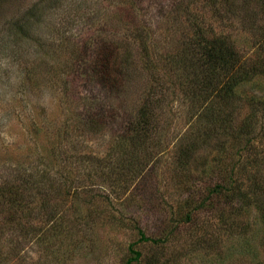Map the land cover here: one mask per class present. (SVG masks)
I'll return each instance as SVG.
<instances>
[{
	"label": "rangeland",
	"instance_id": "374dc122",
	"mask_svg": "<svg viewBox=\"0 0 264 264\" xmlns=\"http://www.w3.org/2000/svg\"><path fill=\"white\" fill-rule=\"evenodd\" d=\"M130 2L7 0L4 5L0 24L21 16L34 3L51 9L46 8L33 38L0 37V44L9 43L8 49L0 47V185L38 168L47 172L37 198H27L29 204L20 218L0 217V264H126L133 256L132 245L142 252L139 264H263V238L258 242L260 260L252 259L238 236L222 230L218 215L228 206L210 194L217 175L229 174L236 166L238 176L257 173L264 179L263 132L255 133L256 150L250 160L255 159L257 169L251 168L243 160L249 151L241 153L246 141L222 135L231 133L230 125L211 123L209 112L199 114L180 96L179 88L176 93L166 92L167 100L153 119L158 130L155 126L151 140L133 148L131 157L118 154L125 148L118 142L124 120L117 114L123 112L118 102L114 111L105 103L106 112L115 116L98 115L109 119L104 131L85 139L80 123L72 125L85 115L83 109L93 112V96L98 95L97 107L106 97L87 71L74 72L77 75L71 78L72 66L68 69L66 59L72 47L65 45L64 50L63 44L73 45L74 34L80 45V38H86L83 34L93 30L91 34H104ZM133 4L139 26L133 32L134 42L143 54L144 48L150 49V55L173 48L185 33L196 31L193 22L230 34L246 57L256 54L258 25L250 22L251 13L243 4L235 15L221 0H133ZM95 18L109 27L94 26ZM37 37L43 45H60L58 54L41 60ZM85 46L90 49L91 43ZM144 71L142 80L152 85L151 72L162 75L150 68ZM256 80L241 89V102L232 103L237 117L250 112L246 96L264 99V77ZM139 92L127 89L125 96L136 100ZM39 121L42 128L36 133ZM72 129L73 136L65 137ZM218 138L226 143L222 151ZM228 186L223 191H229ZM241 220L252 222L251 213L247 211ZM259 230L257 224L250 227L251 232ZM142 231L160 241L140 242Z\"/></svg>",
	"mask_w": 264,
	"mask_h": 264
},
{
	"label": "trees",
	"instance_id": "16d2710c",
	"mask_svg": "<svg viewBox=\"0 0 264 264\" xmlns=\"http://www.w3.org/2000/svg\"><path fill=\"white\" fill-rule=\"evenodd\" d=\"M221 1L224 2L226 7H229L228 10L234 15L242 4L244 8L248 7L251 13L250 22H253V25H258L259 29V34L254 35L258 36L255 56L246 57L230 34L228 35L224 31H215L214 29L207 28V30L206 27L197 22H193L196 31L190 34L185 33L184 35L187 36L184 38L183 35L184 40L179 39V44H174L173 48L164 49L162 52L160 51L153 55H150V49L144 48L143 54V49L141 52L139 46L134 42L133 32L139 26H137L131 8V6L134 7L133 0H131L130 6L126 7L125 5L121 11L123 12L121 16L117 14L120 17L118 18L119 21H115L116 24L108 31H105L104 34H91L95 30L89 34H83L86 38H80L82 45L78 43L79 40L74 34L75 42L73 45L71 42L63 44L64 50L65 45H71L72 47L71 55H69V59H66V61H69L67 62L69 63L68 69L71 64V75L74 72L84 73L87 71L89 78L100 86V93L105 95L106 99H101L103 101L102 105L97 107L98 95L93 96L95 98L91 102L94 107L93 112L91 109L89 112L83 109L82 112L85 115H79L80 120L77 122L72 121V125L80 123L81 133H84L85 139L89 134H98L106 128L107 122L105 120L109 121L104 115L98 116L107 113L105 103L109 104L110 109H112L115 106V102H118L119 108L123 112L117 114L124 116V120L121 122L122 125L119 128L121 133L118 136V142L121 143V147H125L120 149L118 154L120 157H131V154L134 153L133 148L140 143L144 144V142L151 140L152 135L158 130L157 124L155 125V130L153 119L156 109L157 111L159 108L162 109V102L165 103L167 100L166 92L169 90L172 93H176L174 90L179 88L182 92L180 96L191 102L192 108L196 110L198 108L197 112L199 114L201 112H209L211 123L219 122L224 126L230 125L231 133H221L222 135H231L237 142L246 141L245 149L241 153L249 152L243 155V160H248L247 162L252 166L251 168L257 169L253 165L255 159L251 161L250 157L256 150L255 141L258 136L255 133H264V99L256 100L246 96L245 101L250 106V112L244 117L236 116V109L232 108V103L241 102L243 97L240 94L241 89L255 81L257 77H264V0ZM6 2L7 0H0V15L4 11ZM46 8L51 9L43 3H34L21 16L8 19L10 21L7 20V25L4 23L0 24V37L4 34L8 39H11L13 35H16L19 40H29L31 36L33 38L32 34L37 35V29L43 23V19L46 16ZM180 20L184 21L186 19L181 16ZM112 21L110 19L109 23ZM104 22L103 19L95 18L93 25L101 24L102 26L103 23V25L105 24L106 27H109ZM189 28H192V25H189ZM144 41L146 42L147 38L144 37ZM35 42L37 47H39L37 52L40 55L38 56H42L41 60L43 61L48 58L50 53L56 56L59 51L58 48H61L60 45L56 47L48 44L43 45L38 37ZM88 43H91L90 49L85 46ZM6 45L0 44V47L3 49L6 48ZM7 47H9V43ZM89 54L94 55L92 59ZM142 64L145 66L142 67ZM149 68L153 72H162V75L154 73V76L150 71V75L154 78L152 81L154 85L151 82H147L150 81L148 79L142 80L143 71ZM76 75H72L71 78ZM261 84H264V82H261ZM127 89L140 91L136 100L125 96ZM89 96L87 95L86 97L89 98ZM154 97L156 100H153ZM130 103L134 104V106L132 107ZM108 115L115 116V114ZM38 119L35 120V123H37ZM39 125L35 124V127H37L36 133L42 126L40 121ZM73 134L74 130L72 129L71 134L65 137L70 138ZM83 143L85 144V140ZM217 144L220 145V148H218L222 151L224 149L222 146L226 143L221 138H218ZM53 151L55 154L56 149ZM241 153L238 151V155ZM76 157H79V154ZM245 163L242 168L246 166ZM237 168L238 166L233 168L229 174L226 172V174L220 173L217 175V184L210 191V194L213 198L220 199L222 202L225 201L228 206L218 215V220L223 226L222 230L224 233L232 234L234 237L238 236L240 244L245 245L244 252L248 253L252 259H259L258 242L260 237L263 238V243L261 242V244L264 245V179L259 177L257 173L248 176H238L236 175V173L238 174ZM46 176L47 172L38 168L37 171H30L16 176L15 182L8 181L0 185V217L3 216V219L8 221H13L12 218L15 219V217L20 218L21 214L26 212L29 204L27 198L37 196L36 191L41 190L43 179ZM228 184L229 191H223ZM67 194L70 195V192L67 191ZM247 211L251 213L252 222L250 223L241 220ZM254 214L255 216H253ZM228 219L230 220V225ZM255 224L260 227L258 233L256 232L257 230L254 232L250 231V227L252 225L255 226ZM235 230L240 231L235 232ZM159 241V239L147 237L142 231L140 242L157 244ZM252 251L256 255L251 254ZM130 252L133 256L126 264H139L142 260V252L135 249L134 245L130 247ZM239 256L243 258V255Z\"/></svg>",
	"mask_w": 264,
	"mask_h": 264
}]
</instances>
